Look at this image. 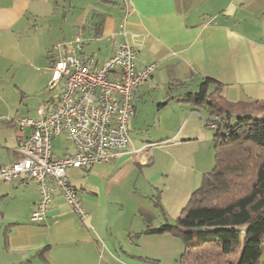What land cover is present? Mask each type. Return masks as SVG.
<instances>
[{
    "label": "crops",
    "instance_id": "1",
    "mask_svg": "<svg viewBox=\"0 0 264 264\" xmlns=\"http://www.w3.org/2000/svg\"><path fill=\"white\" fill-rule=\"evenodd\" d=\"M124 17L142 43L137 66L156 64L134 90L129 136L154 121L159 137H130L108 162L67 169L86 223L59 192L30 221L37 185L0 178V264H179L183 241L147 229L174 222L214 167V130L184 94L218 87L230 101L264 99V0H0V167L19 157L18 120L59 103L55 55L79 35L76 53L103 61L123 40ZM74 150L66 136L52 139L53 155Z\"/></svg>",
    "mask_w": 264,
    "mask_h": 264
},
{
    "label": "built area",
    "instance_id": "2",
    "mask_svg": "<svg viewBox=\"0 0 264 264\" xmlns=\"http://www.w3.org/2000/svg\"><path fill=\"white\" fill-rule=\"evenodd\" d=\"M126 23L124 17L119 29L123 40L115 41L112 54L103 61L77 54L82 39L74 36L68 42L69 51L55 55L51 66L50 86L62 82L59 103L49 109L40 106L36 118L18 120L19 157L0 167V178L10 182L25 174L37 185L39 198L29 215L32 222L46 217L59 192L75 216L86 223L87 210L79 189L68 181L67 169L108 162L130 144L128 123L135 114L133 93L156 64L137 66L142 43ZM59 47L60 43L54 49ZM219 124V119H205L208 128L215 129ZM25 127L31 129L27 135L23 133ZM58 135L73 142L74 152L52 154V139Z\"/></svg>",
    "mask_w": 264,
    "mask_h": 264
},
{
    "label": "trees",
    "instance_id": "3",
    "mask_svg": "<svg viewBox=\"0 0 264 264\" xmlns=\"http://www.w3.org/2000/svg\"><path fill=\"white\" fill-rule=\"evenodd\" d=\"M218 91L217 87L212 92L189 91L183 96L203 107L208 120L219 119L221 123L213 129V169L203 176L174 222L147 231L171 233L183 241L179 264H260L264 99L234 102Z\"/></svg>",
    "mask_w": 264,
    "mask_h": 264
},
{
    "label": "rangeland",
    "instance_id": "4",
    "mask_svg": "<svg viewBox=\"0 0 264 264\" xmlns=\"http://www.w3.org/2000/svg\"><path fill=\"white\" fill-rule=\"evenodd\" d=\"M59 42H56L53 47L55 45H57ZM149 121V120H148ZM155 122H149L147 126L143 127L141 129V131H138L136 129L130 128V137L132 140L134 139H144V140H148L151 139L154 136L159 137L158 133L156 132L157 129H155ZM155 140V138H152ZM156 140H158V138H156ZM237 247L240 248L241 244H237ZM260 264H264V238H263V243H262V253L260 256Z\"/></svg>",
    "mask_w": 264,
    "mask_h": 264
},
{
    "label": "water",
    "instance_id": "5",
    "mask_svg": "<svg viewBox=\"0 0 264 264\" xmlns=\"http://www.w3.org/2000/svg\"><path fill=\"white\" fill-rule=\"evenodd\" d=\"M198 229H201V227H199Z\"/></svg>",
    "mask_w": 264,
    "mask_h": 264
}]
</instances>
